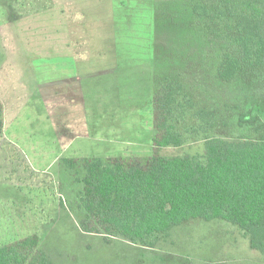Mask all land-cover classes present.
Listing matches in <instances>:
<instances>
[{
    "label": "rangeland",
    "instance_id": "rangeland-1",
    "mask_svg": "<svg viewBox=\"0 0 264 264\" xmlns=\"http://www.w3.org/2000/svg\"><path fill=\"white\" fill-rule=\"evenodd\" d=\"M183 1L0 0V246L36 234L53 264H264L220 218L183 222L153 247L80 226L83 175L65 159L150 156L167 76L183 87L184 144L165 153L202 158L207 136H264V65L225 80L221 49L179 30ZM199 109L215 115L211 128Z\"/></svg>",
    "mask_w": 264,
    "mask_h": 264
},
{
    "label": "trees",
    "instance_id": "trees-1",
    "mask_svg": "<svg viewBox=\"0 0 264 264\" xmlns=\"http://www.w3.org/2000/svg\"><path fill=\"white\" fill-rule=\"evenodd\" d=\"M161 4L157 5L160 17L170 8L168 3ZM179 10L185 21L179 27L185 30L184 38L221 49L219 74L225 80L236 76L240 64L255 71L262 68L264 0H184ZM173 38L180 37L172 34L170 40ZM169 78L153 100L156 133L150 156L65 159L66 165L83 175L79 200L86 216L80 220L81 228L107 240L122 236L153 247L183 222L220 218L240 226L251 247L264 253V136H207L203 159L165 153L169 147L184 144L175 120L183 87ZM194 117L205 123V130L214 125L215 115L204 109L197 110ZM4 130L0 99V136ZM0 264L53 262L40 247L39 236L33 234L0 246Z\"/></svg>",
    "mask_w": 264,
    "mask_h": 264
}]
</instances>
